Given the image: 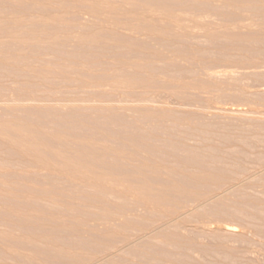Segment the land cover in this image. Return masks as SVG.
Returning a JSON list of instances; mask_svg holds the SVG:
<instances>
[{"label":"rangeland","instance_id":"rangeland-1","mask_svg":"<svg viewBox=\"0 0 264 264\" xmlns=\"http://www.w3.org/2000/svg\"><path fill=\"white\" fill-rule=\"evenodd\" d=\"M0 264H264V0H0Z\"/></svg>","mask_w":264,"mask_h":264}]
</instances>
